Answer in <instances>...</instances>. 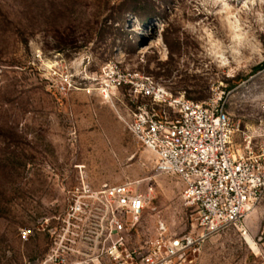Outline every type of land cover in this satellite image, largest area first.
I'll list each match as a JSON object with an SVG mask.
<instances>
[{
  "label": "rangeland",
  "instance_id": "1",
  "mask_svg": "<svg viewBox=\"0 0 264 264\" xmlns=\"http://www.w3.org/2000/svg\"><path fill=\"white\" fill-rule=\"evenodd\" d=\"M110 61L196 102L222 96L234 148L264 143V0H0V264L56 263L53 238L81 175L92 188L134 182L146 196L133 242L160 222L191 230L180 178L156 171L118 115L125 95L112 104L68 87ZM243 225L211 236L198 264H264V196Z\"/></svg>",
  "mask_w": 264,
  "mask_h": 264
},
{
  "label": "built area",
  "instance_id": "2",
  "mask_svg": "<svg viewBox=\"0 0 264 264\" xmlns=\"http://www.w3.org/2000/svg\"><path fill=\"white\" fill-rule=\"evenodd\" d=\"M73 81H68L69 88L79 86L112 104L118 91L125 95L128 105L122 114L117 110L118 115L135 139L155 154L156 171L180 178L191 230L174 236L160 222L154 238L133 242L146 196L134 182L92 188L81 175L79 186L69 191L64 234L52 232L57 250L48 261L198 264L211 236L244 228L247 213L264 196V143L257 150L250 142L244 150L234 148V124L221 104L222 96L201 103L190 100L154 76L124 70L119 61L106 63L99 77L85 74L78 84ZM62 89L65 92L67 86ZM29 237L30 231L23 230L22 238ZM72 253L77 260H71Z\"/></svg>",
  "mask_w": 264,
  "mask_h": 264
},
{
  "label": "bare ground",
  "instance_id": "3",
  "mask_svg": "<svg viewBox=\"0 0 264 264\" xmlns=\"http://www.w3.org/2000/svg\"><path fill=\"white\" fill-rule=\"evenodd\" d=\"M247 241H248V243H249L254 249H256V245H255V243H254V241H253L252 238H250L249 236H247Z\"/></svg>",
  "mask_w": 264,
  "mask_h": 264
},
{
  "label": "trees",
  "instance_id": "4",
  "mask_svg": "<svg viewBox=\"0 0 264 264\" xmlns=\"http://www.w3.org/2000/svg\"><path fill=\"white\" fill-rule=\"evenodd\" d=\"M261 67H264V63H262V66ZM259 67H257V69H258ZM177 93V92H176ZM184 95H185V97L187 98V96H186V94H185V92H184Z\"/></svg>",
  "mask_w": 264,
  "mask_h": 264
},
{
  "label": "water",
  "instance_id": "5",
  "mask_svg": "<svg viewBox=\"0 0 264 264\" xmlns=\"http://www.w3.org/2000/svg\"><path fill=\"white\" fill-rule=\"evenodd\" d=\"M180 234H182V233H174V236H177V235H180Z\"/></svg>",
  "mask_w": 264,
  "mask_h": 264
}]
</instances>
